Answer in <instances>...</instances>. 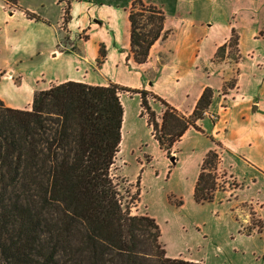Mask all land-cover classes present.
Masks as SVG:
<instances>
[{"label": "crops", "instance_id": "crops-1", "mask_svg": "<svg viewBox=\"0 0 264 264\" xmlns=\"http://www.w3.org/2000/svg\"><path fill=\"white\" fill-rule=\"evenodd\" d=\"M135 1L19 0L11 6L0 0V101L28 110L36 92L61 83L115 85L127 93L120 96L126 146L132 137L135 145L143 144L137 123H129L134 117L141 124L143 95L155 113L190 117L210 90L205 115L176 143L177 165L198 176L206 154L222 150V170L238 184L226 190L235 217L240 204L264 194V0H206L212 19L203 23L191 20L177 2L176 14L165 13L167 34L143 64L131 54ZM234 33L239 40L232 56ZM222 47L227 48L220 57ZM255 236L264 238V226Z\"/></svg>", "mask_w": 264, "mask_h": 264}, {"label": "trees", "instance_id": "trees-1", "mask_svg": "<svg viewBox=\"0 0 264 264\" xmlns=\"http://www.w3.org/2000/svg\"><path fill=\"white\" fill-rule=\"evenodd\" d=\"M145 13L151 27L146 33L138 19ZM165 22L162 10L133 3L129 23L136 63H145L151 47L165 37ZM120 92L115 85L68 81L36 92L28 110L0 101V264H195L167 256L156 220L134 216L112 180L125 115ZM211 99L206 90L194 118L203 117ZM141 106L158 128L144 95ZM174 114L164 113L163 129L169 124L180 139L189 123ZM159 143L168 150L163 136ZM217 159L210 151L203 161L193 193L198 204L215 198Z\"/></svg>", "mask_w": 264, "mask_h": 264}, {"label": "rangeland", "instance_id": "rangeland-1", "mask_svg": "<svg viewBox=\"0 0 264 264\" xmlns=\"http://www.w3.org/2000/svg\"><path fill=\"white\" fill-rule=\"evenodd\" d=\"M177 2L183 6L191 20L203 23L212 19L210 8L206 7L210 4L206 0H148L146 4H153L170 16L177 13ZM136 12L140 14L138 9ZM148 18V13L138 18L144 33L151 29ZM234 40H239L235 33L229 43L232 56L236 55ZM225 51L219 49L218 56L223 57ZM123 93L121 90L120 96L127 94ZM149 100L153 104L158 103L152 97ZM165 111L171 113L170 110ZM150 114L151 111L140 106L141 124L134 117L129 119V123H137L143 144L138 145V142L135 145L136 140L128 137L129 144L120 146L111 168L112 180L123 196L125 205L130 206L134 216H149L156 220L161 231L160 242L168 257L176 256L195 264H264V238L253 237L255 230L259 231V227L264 226V194L254 199L255 202L240 204L235 209L234 217V212L229 209L234 201L226 190L237 188L238 184L222 170L221 165L224 167L225 159L222 150L218 148L211 150L218 155L212 173L218 188L215 198L205 204L196 203L193 193L202 165L198 169V176L181 169V164L177 165L181 161L176 146L180 140L176 137V130L170 128L169 124L163 129L162 110L153 119L159 127L153 128ZM174 115L183 124L189 123L187 130L196 127V122L201 119L193 115L180 116L176 112ZM128 131L123 130V138L128 135ZM161 136L169 145L168 150L159 143Z\"/></svg>", "mask_w": 264, "mask_h": 264}, {"label": "built area", "instance_id": "built-area-1", "mask_svg": "<svg viewBox=\"0 0 264 264\" xmlns=\"http://www.w3.org/2000/svg\"><path fill=\"white\" fill-rule=\"evenodd\" d=\"M144 107H142V109H143ZM147 125H148V121H147Z\"/></svg>", "mask_w": 264, "mask_h": 264}]
</instances>
